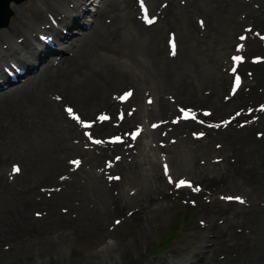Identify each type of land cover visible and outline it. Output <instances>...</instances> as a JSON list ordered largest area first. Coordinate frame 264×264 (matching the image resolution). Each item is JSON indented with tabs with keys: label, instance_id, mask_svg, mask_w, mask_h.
I'll list each match as a JSON object with an SVG mask.
<instances>
[{
	"label": "bare ground",
	"instance_id": "1",
	"mask_svg": "<svg viewBox=\"0 0 264 264\" xmlns=\"http://www.w3.org/2000/svg\"><path fill=\"white\" fill-rule=\"evenodd\" d=\"M261 26L264 0H32L15 8L12 21L0 29V235L27 234L32 238L30 244L37 237L51 246L64 235H87L95 251L96 238L110 233V217L115 214L114 221L122 216V209L130 203L120 188L109 187L107 176L104 178L103 173L110 170L106 173L110 174L111 168H107L112 166H121L127 176L130 173L132 180L144 186V209L168 197L171 193L163 190L168 184L162 169L160 172L155 166V157L160 152L169 155V150L154 140L157 135L164 140L172 131L180 144L185 140L181 134L184 131L175 127L164 136H154L148 128L151 122L174 114L172 108L179 102L164 96L172 91L178 100L193 102L188 106L197 108L200 118L203 108L211 109L212 116H207L214 118V124H221L212 127L215 138L222 136L219 142L225 143L216 149L232 169L215 170L210 175L199 165L193 167L197 175L209 181V188H218L212 189L218 192L214 203L220 204L219 197H240L244 203V194L222 191L233 185L246 192L251 205L245 210L207 209L208 216L210 212L218 216L209 223L212 233L203 239L195 233L191 238L186 236L185 244L172 255H182L188 264H264V138H253L249 133L255 127L264 130V45L253 40ZM233 56L244 59L234 61ZM203 65L206 67L201 69ZM241 71H245V81ZM237 74L241 77L238 86ZM244 82L246 86L240 88ZM226 85L229 88L224 95ZM128 92L131 96L122 100ZM231 108L233 111L224 114ZM148 110L159 115L148 116ZM107 112L111 119L101 120ZM223 121L230 122L224 126ZM85 123L90 127L85 128ZM135 123L131 139L138 136L140 140L131 148L120 145L113 149L119 144L110 142V137L129 140ZM160 127L167 130V124ZM99 138H103L102 143L93 142ZM141 141L144 144L137 154ZM214 150L208 143L192 152L201 157ZM117 153L122 156L118 157L120 163L110 159ZM170 154L179 165V156L171 149ZM69 158L80 161L76 170L69 171L74 167L67 162ZM130 158L132 163L138 159V169L129 165ZM242 164L245 166L240 168ZM149 172L150 180L144 176ZM54 173L52 184L58 182L60 174H67L58 178L64 182L59 192L65 195L61 203L59 194H54L55 201L47 202L41 192V185H48L47 175ZM165 175L173 179L171 170ZM111 181L113 185L118 183ZM59 204L68 208V221L58 223L59 217L51 215L45 222H38L39 227L34 225L37 222L31 223L33 215L28 209L34 206V210L47 209L50 214L60 211ZM201 239L204 253L196 260L184 251L199 247ZM116 244L104 242L100 254L102 250H114ZM122 256L120 252L104 255L103 263H117ZM243 258L247 262L240 261Z\"/></svg>",
	"mask_w": 264,
	"mask_h": 264
},
{
	"label": "rangeland",
	"instance_id": "2",
	"mask_svg": "<svg viewBox=\"0 0 264 264\" xmlns=\"http://www.w3.org/2000/svg\"><path fill=\"white\" fill-rule=\"evenodd\" d=\"M31 2H32V0H21L19 2L10 1V8L12 10V14L10 15V18H9L7 25L12 21L15 8H18L20 6H24V4H30ZM3 27H5V26H3ZM3 27H1L0 29H4ZM75 29H79V27H75ZM205 29L206 28H203V30H205ZM258 29L259 30L256 32V35H254L253 40H256V41L258 40L257 42H260L261 45H264V33H263L264 27L261 26ZM256 41H255V43H256ZM179 48H182V47H179ZM54 53L55 52H52V54H54ZM180 54H181V52H179V55ZM263 58H264V56H263ZM242 59H244V57H242ZM204 67H206V65L201 66V69H203ZM247 67L248 66H245V68H247ZM250 67H253V66L250 65ZM219 70H220V68H219ZM241 73L243 74L242 78L244 79L245 71H241ZM233 76H234V73H233ZM233 76H232V78H233ZM238 76L240 77V75H238ZM243 81H245V79ZM240 82H241V77H240ZM243 84L244 85H241L242 87H240V88H243L244 86H246L245 82ZM227 85L230 86L229 81H228ZM227 85H226L225 90L223 92L224 95L226 92V88H229ZM172 94H174L172 91L164 94V96L166 98H169L171 100L173 98H175L172 101L177 99V101L179 102V103H176L174 108H172L174 111V114L169 113L170 118L168 116L166 117L168 120L170 119V122L166 118L159 119L156 122H154V121L151 122V124L148 128V129L151 128L150 134L154 135V136L156 135L155 133H157V134L161 133V136H164V135H166L168 130H172L175 127L176 128L178 127L180 130L184 131L181 134H182V138H184L185 140L183 142H181L180 144H179V137L172 136L173 135L172 131L171 132L169 131L168 135L163 137L165 141L163 139H159V137H160L159 135H157L158 136L157 138L155 136V140H154L155 144L158 143L159 146H163L165 148H168L167 151L169 150L168 154L170 155V157H169V155H166V153L163 154L162 152H160V155H159V156H161L163 154L162 158L161 157L158 158L159 156L158 157L156 156L157 158L155 157V162L157 163V164L155 163V166L157 165L156 168L159 171H160V169H162V171L164 172V174L162 173L164 176L163 179L168 184L166 186H163V190L171 193V194H169L168 197L160 198V201L157 204L154 203L155 205L152 204L151 207L144 209L143 204H142L144 202V197H145V193H143V191H142L144 189V186L140 185L139 183H136L135 180H132L130 178L131 177L130 173H128L129 176H127L126 172H123V169L121 166L120 167H118V166L108 167L107 169L111 168L110 174H108V175L106 174L110 170H106L105 173H103V174H104V178H106V176H107L106 179L109 180V184H108L109 187H111V185H112L113 188H114V186L115 187L117 186V188H120L123 192V198L125 200H129L130 203L127 204V206L122 209L123 210V211H121V212H123L122 216L114 218V221H116L115 219L118 218L119 223H117V221L116 222L113 221V217L115 214H113V216L110 217L109 224H108L110 233L107 235H104L103 238H100V237L96 238L98 242L96 241V243H95V245H96L95 251L91 250L92 246L94 244L89 245V243L87 242V239H86L88 237L87 235H79L78 236V235H69L68 234V235H64V238L60 236L61 238L59 240L56 239L55 240L56 242L52 243V246L49 242H46V243L40 242V238H37V237H34L35 239L32 240L35 243L30 244V240L32 238H30V236H28L27 234L24 236H21V237H15L14 235H11V236L10 235H0V238H1L0 239V264H98V263L104 264L103 263L104 255L109 257L115 253H118V252L123 253V256L119 262L112 263V264H188V263H185L183 261L182 255L176 256V255H172V253L175 252L176 248H179L180 246H183V244H185V243H183V240L185 238H187L186 236H189V238H191L192 235L195 233L196 235L202 236V239H203V237H207L208 235H210L212 233L211 230L209 229V223L212 220H216V218L218 216H216V214H212L211 212L209 213V216H208V214L206 213L207 209H210V208L215 209V208H220V207L231 208L233 210L249 209L251 205H249L248 198L245 194L246 192L244 190H240V189L235 188V186H233V185H231L229 188H224L222 191L224 193H240L241 195L244 194V196H245V202L244 203L238 204L237 202H232V201L227 200V199L224 200V199H221L220 197H219L220 204L216 205L214 203L213 199L217 196L218 192L215 193L213 191L214 190L218 191V188H212V187L209 188L208 187V185H210L209 181L203 180L199 175H197V173L193 169V167L195 165H199V168L202 169V172H209L210 175L213 174L215 172V170L223 171L226 168L232 169L231 165L228 163V161L227 160L225 161L224 159H222V156H223L222 152L220 150L216 149V148H218V149L222 148V145L225 146V143L219 142L220 140H222L221 139L222 136H221V138L220 137L215 138V133L213 131V128L209 127L210 124L214 125V122H212L214 120V118H209L204 113L205 112L210 113V115L212 116V113H211L212 110L211 109L203 108V116H202V118H200L196 112L197 108L194 109L192 105H190L192 108L190 106H188V104H193V102L192 103L188 102V101L185 102V100L183 98L181 100H178V98H176L175 95H174L175 97L172 96ZM153 105L154 104H151L150 107L153 108ZM181 109H183L185 111L191 109V112L188 113V118H185V113L182 112ZM247 109H251V108L248 107ZM124 110H126V109H124ZM151 110H153V109H151ZM151 110H148L146 113L148 114V116L153 117L155 114L151 113L152 112ZM201 110H202V108H201ZM239 110L240 109H238L237 112H239ZM231 111H233V108H231V110L225 112L224 114H226V113L228 114ZM108 113L109 112L102 114V115L103 116H110V114H108ZM193 114H195V119L191 118ZM156 115H159V114H156ZM157 117H154V118H157ZM164 121L167 123H164ZM200 121H203V123H201ZM136 124L137 123H135L133 126H131V131H130L131 134H132V132L135 131ZM162 124H167V130L161 131L160 126ZM239 125L242 126L243 121H240ZM172 126H174V127H172ZM259 129L260 130H258V131H257L256 127L251 129V132H249V133L251 134V136L253 138H256V137L257 138H261V137L264 138V130L261 131V128H259ZM200 132L204 133V135L202 137L198 136V135H194V134H198ZM131 134H129V138H128L129 140H126V141H123V138L121 137L123 142L117 143L119 145L118 146L116 145V147H114L113 149H117V147H119L120 145H123V146L128 145L130 148L133 147L134 143L136 144V141L138 142L140 139L138 138V136L136 138L131 139L132 137L135 136V135H133V134L131 135ZM165 137H168V138H165ZM106 138H108V137H106ZM110 138H113V136H111ZM99 139H100V141H102L101 139H103V138H99ZM117 139H119V138H117ZM157 140H160L161 142L157 141ZM161 143H162V145H161ZM208 143L212 144V146L215 149L214 152H211L210 155H206V156L203 155L204 157L203 156L199 157L200 155L195 156V154L192 151L195 150L197 147H199L201 145H206ZM142 144H144V141H141L137 145L138 146V149L136 150L137 154H138V150L140 151L142 149ZM170 149L172 151V154L175 153L176 157H177V155L179 156V161H180L179 165L178 164L176 165L173 157H171L172 155L170 154ZM117 154L118 155H115V157L112 156V158H110V157L109 158L111 159V161H115L117 163H120L122 160L118 161L116 159V157H120L121 154L120 153H117ZM69 155H71V154H69ZM66 158H67V155L64 156V160ZM121 158H122V156H121ZM164 158L166 159L165 161H163ZM69 159L70 160H68L67 162L69 164H71L70 162L75 161L76 158H69ZM106 159H108V158H106ZM127 160L130 163H132L131 161H133L132 158L127 159ZM183 161H184V163H182ZM160 162L161 163L163 162V163L161 164ZM83 163H84V161H83ZM129 165L134 170L138 169V167H137L138 159H137V161H135ZM78 166L77 165H74V167L71 166L69 168V171L76 170V168H78ZM175 166H177V167H175ZM243 166H245V165L242 164V166L240 168H242ZM64 170L66 172H68L67 168H65ZM166 170L167 171L171 170V175L173 177L171 183L169 182L170 177L165 175ZM208 170H210V171H208ZM78 172H79V169H78ZM155 172H156V169H155L154 173ZM54 174H55L54 176H51L50 174H48L47 175L48 178L47 177L45 178V181H48L47 182L48 187L44 186V183L41 185L42 196L45 199H49L47 202L55 201V195H58L59 192L61 190H63V187H61V186H63L64 182H61L60 180L62 178H66L65 176L67 175V174L66 175L60 174L59 177H57L58 182L52 184V180L56 176V173H54ZM144 176H146L147 178L149 177V180H150V178H152V177H150V172L148 174H145ZM109 177H112L113 179H109ZM115 177H118V179H115ZM58 178H61V179L58 180ZM181 178L185 179V180H190L193 187L192 188L181 187V188L177 189L175 187V184L177 183V180L179 182V180ZM139 179H142V178L140 177ZM111 180L118 181V183L113 185L111 183L112 182ZM49 182H51V183H49ZM205 182H207V183H205ZM220 184H222V182ZM195 187H199L200 191H198V192L194 191L193 189ZM57 188L60 190H57ZM212 189H214V190H212ZM154 194H155V191H154V193H152V195H154ZM157 194L159 195L161 193H156V195ZM57 197L59 199L62 198L61 199L62 201H60L59 203L63 202L65 200V198H63V197H65L64 191L62 193H60ZM39 198H40V195L37 196V199H39ZM217 198H218V196H217ZM26 199L28 200V197H26ZM30 200H32V199H29V201ZM222 200H224V201H222ZM60 205L61 204H59V206H58L60 211H57L56 213L51 212L50 214H48L47 209L46 210L45 209L34 210V208H37L34 206L31 209H28V211L30 212L29 214L33 215L32 216L33 220L31 218H29L30 221H32L31 223L37 222V224H34V225L39 227L38 222H40V221L45 222V220H47L46 217L51 216V215H54V216H51L52 218L53 217L56 219L58 217L60 218V219L59 218L57 219L58 223L60 221L62 222V220H63V222L68 221V213L66 212V210L68 208L65 206L60 207ZM38 208L41 209L40 207H38ZM136 209H140V212H137L138 214L134 212V210H136ZM62 211H63V213H62ZM253 211H254V214L257 215L256 209H253ZM59 213H60V215H59ZM124 213L126 215L128 214L129 217L125 218ZM37 214H39V215H37ZM16 215H18V214H16ZM116 215H118V214H116ZM55 216H57V217H55ZM218 219L221 222L223 217L220 216ZM34 220H36V221H34ZM50 221L51 220L49 218V222ZM46 229H47V232H49L50 228H46ZM60 231H61V229H60ZM139 236H142V237L140 238ZM12 238H13V240H12ZM202 239H201L199 247L193 246L190 249H186L184 252L191 254V256L193 255L195 257V258L194 257L193 258L196 260L201 259L202 255L204 253V249H202V246L204 245V240H202ZM192 240H193V238H192ZM194 240H196V239H194ZM64 241L66 242V244ZM111 241L115 242V244L117 242L118 243V244H116L117 247H114V250H112V249L107 250V251L102 250V252L100 254V252H99L100 246L104 242H111ZM55 246H57V247H55ZM54 249H56V250H54ZM47 250L49 251V253ZM72 250H73V253H72ZM83 252H84V254H83ZM242 260H244V258L240 259V261H242ZM244 261L247 262V260H244ZM107 263H110V262H108V260H107ZM223 263L224 262H222L221 264H223ZM189 264H191V263H189ZM233 264H236V263L234 262ZM237 264H239V263H237ZM241 264H244V263L241 262Z\"/></svg>",
	"mask_w": 264,
	"mask_h": 264
},
{
	"label": "snow or ice",
	"instance_id": "3",
	"mask_svg": "<svg viewBox=\"0 0 264 264\" xmlns=\"http://www.w3.org/2000/svg\"><path fill=\"white\" fill-rule=\"evenodd\" d=\"M148 23H152V20H148ZM202 23H203V22H201V24H202ZM240 39H241V40H244L245 37H244V36H241ZM171 48H172V54L174 55V54H175V48H176V45H175L174 39L171 41ZM232 59H233L234 61H240V60L242 59V57H241V56H233ZM233 71H235V68H233ZM239 83H240V79H239V77L237 76V77H236V80H235V84H236V86H238ZM234 90H235V89H234ZM129 96H131V92H128L127 94L123 95V96L121 97V99H122V100H127ZM261 110H264V107H262ZM67 111H68L69 113H71V112H72V109L69 108V109H67ZM181 111L185 113V118H188V113L191 112V110H187V111H185V110H183V109H181ZM204 114H205V115H210V113H207V112H205ZM122 115H123V114H121V116L118 117V118H122ZM238 115H239V114H238ZM191 118L195 119V114H193ZM76 119H79V117H76ZM100 119H101V120H110L111 117H109V116H102V117H100ZM200 122L203 123V121H200ZM229 122H230V121H223V122H221V123H222L224 126H227V124H228ZM220 126H221V124H214V125H211V124H210V125H209V127H220ZM84 127H85V128L90 127V124L85 123ZM194 135H198V136H201V137H202V136L204 135V133H203V132H200V133H198V134H194ZM117 137H119V136H116V137L111 138V139H110V142H112V143H122V142H123V141H122V138L119 137V139H117ZM93 142L96 143V144H100V143H101L100 140H94ZM116 159L118 160L119 158L117 157ZM71 163L74 164V165H77V166H78V165L80 164V161H79V160H75V161H72ZM109 166H111V162H109ZM14 171H15V172H18V171H19V168H15ZM109 179H113V178H112V177H109ZM115 179H118V177H115ZM169 182H170V183L172 182V178L169 179ZM175 187H176L177 189H179V188H181V187H189V188H192L193 186H192V184H191L190 181H187V180L181 179V180H179L178 183L175 184ZM193 190L198 192V191H200V188H199V187H195ZM227 199H229V200L235 199V200L240 201L241 203H243V201H242V199H241L240 197H228ZM37 215H39V214H37ZM117 223H119V221H117Z\"/></svg>",
	"mask_w": 264,
	"mask_h": 264
},
{
	"label": "water",
	"instance_id": "4",
	"mask_svg": "<svg viewBox=\"0 0 264 264\" xmlns=\"http://www.w3.org/2000/svg\"><path fill=\"white\" fill-rule=\"evenodd\" d=\"M10 1L19 2L21 0H0V27L7 25L12 10L10 8Z\"/></svg>",
	"mask_w": 264,
	"mask_h": 264
}]
</instances>
